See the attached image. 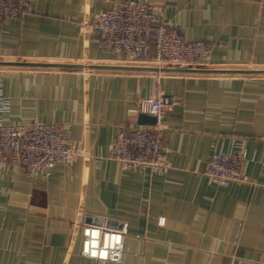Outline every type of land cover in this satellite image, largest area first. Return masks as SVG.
Here are the masks:
<instances>
[{
    "label": "crops",
    "instance_id": "crops-1",
    "mask_svg": "<svg viewBox=\"0 0 264 264\" xmlns=\"http://www.w3.org/2000/svg\"><path fill=\"white\" fill-rule=\"evenodd\" d=\"M119 0H33L0 22V88L9 120L68 125L86 154L32 178L0 166V264H264V0H142L210 47L207 58L157 65L101 47L88 24ZM23 63H30L23 64ZM31 63H44L33 65ZM160 88L180 101L166 117L167 173L110 157L132 111ZM245 148L247 180L222 185L213 152ZM127 223L121 262L81 254L85 224Z\"/></svg>",
    "mask_w": 264,
    "mask_h": 264
},
{
    "label": "built area",
    "instance_id": "built-area-1",
    "mask_svg": "<svg viewBox=\"0 0 264 264\" xmlns=\"http://www.w3.org/2000/svg\"><path fill=\"white\" fill-rule=\"evenodd\" d=\"M33 0H0V22L8 18L35 13ZM99 45L114 51L120 58L137 62L154 49L155 62L161 66H181L207 58L210 47L202 40H187L177 28L165 20V5L142 0H119L109 8L94 13L88 24ZM176 94H166L160 88L153 95L140 98L132 111L155 117L152 125L134 126L120 133L111 146L110 157L125 168H142L151 173H167L171 167L167 156L166 117L179 103ZM11 100L0 88V166H22L32 178L48 176L59 164H71L86 154L84 146L73 140L68 125L37 121L32 123L9 120ZM248 154L237 146L232 150H215L207 163L205 174L222 185L247 180ZM100 231L97 256L84 255L88 233ZM127 223L117 228L85 224L82 227L81 254L97 260L121 262L128 235ZM120 236L119 244L107 249L108 258L101 259L105 236Z\"/></svg>",
    "mask_w": 264,
    "mask_h": 264
},
{
    "label": "clouds",
    "instance_id": "clouds-1",
    "mask_svg": "<svg viewBox=\"0 0 264 264\" xmlns=\"http://www.w3.org/2000/svg\"><path fill=\"white\" fill-rule=\"evenodd\" d=\"M100 234H101L100 231H93V232L88 233L91 239L85 242V247L83 251L84 255L86 256L91 255L92 257L97 256L98 253L97 251H95V249H97L100 245ZM120 239H121L120 236H114V237L109 238L106 235L103 241V249L99 251L100 258L107 259L108 258L107 249L113 246V243H112L113 241L115 242V244H119Z\"/></svg>",
    "mask_w": 264,
    "mask_h": 264
},
{
    "label": "water",
    "instance_id": "water-1",
    "mask_svg": "<svg viewBox=\"0 0 264 264\" xmlns=\"http://www.w3.org/2000/svg\"><path fill=\"white\" fill-rule=\"evenodd\" d=\"M28 64L30 63H23ZM33 65H44V63H31ZM231 71H242V72H257V73H264V69H258V70H231ZM138 120L142 124H154L155 117L153 115L147 114V113H139Z\"/></svg>",
    "mask_w": 264,
    "mask_h": 264
}]
</instances>
